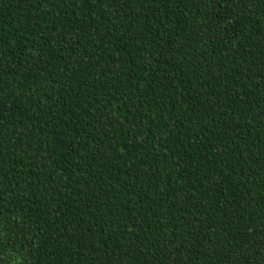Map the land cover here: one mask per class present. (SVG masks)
<instances>
[{
    "label": "trees",
    "instance_id": "1",
    "mask_svg": "<svg viewBox=\"0 0 264 264\" xmlns=\"http://www.w3.org/2000/svg\"><path fill=\"white\" fill-rule=\"evenodd\" d=\"M0 264H264V0H0Z\"/></svg>",
    "mask_w": 264,
    "mask_h": 264
}]
</instances>
